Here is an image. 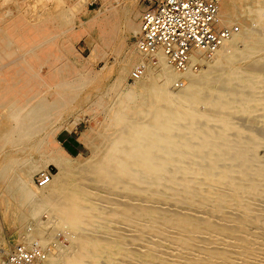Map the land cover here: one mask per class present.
<instances>
[{
    "label": "bare ground",
    "instance_id": "1",
    "mask_svg": "<svg viewBox=\"0 0 264 264\" xmlns=\"http://www.w3.org/2000/svg\"><path fill=\"white\" fill-rule=\"evenodd\" d=\"M101 1L94 13L98 21L93 18L94 25H81L78 32H71V15L60 28L62 11H49L34 22L23 16L3 20L0 11V191L9 226L24 232L26 222L44 207L52 227L34 220L33 234L40 240L46 231L67 224L74 236L67 247L49 254L48 262L55 264H264V127L258 131L253 124L241 133L244 126L233 118L238 112L245 121L264 119V77L243 62L259 49L252 44L262 40L255 26L264 25V0L219 1L222 22L235 18L241 30L211 56L196 51L194 58L202 64L198 73L178 72L158 53L157 62L144 64L139 78L130 71L134 84L139 79L135 86L125 85L124 76L112 80L114 98L106 104L101 139L87 141L90 158L70 161L55 143L33 158L66 101L93 80L64 57L76 36L93 33L97 48L113 42L121 25L138 31L139 17L130 3L120 6L119 21L115 4ZM241 46L247 47L245 53ZM142 58L131 44L126 60ZM258 59L264 61V55L254 56L252 64ZM178 77L181 86L170 89ZM39 84L52 96L32 101ZM49 157L57 174L43 187L31 185L33 171ZM81 167L101 184H114L111 188L137 198L123 206H114L113 196L107 201L111 205L95 204L101 194L65 188ZM119 221L124 226L112 228ZM131 230H145L137 240L128 236L144 240H139L142 248L123 244ZM5 249L0 244V254Z\"/></svg>",
    "mask_w": 264,
    "mask_h": 264
},
{
    "label": "rangeland",
    "instance_id": "2",
    "mask_svg": "<svg viewBox=\"0 0 264 264\" xmlns=\"http://www.w3.org/2000/svg\"><path fill=\"white\" fill-rule=\"evenodd\" d=\"M109 1L112 2L113 4H115V7L118 9L117 17H118V20L121 21L122 15H123V12H122L121 7H120L121 5H124L125 3H130L131 4V13L134 15L137 14L136 19H138L140 11L146 5L150 4L153 0H109ZM219 1L220 0H218V4H219ZM101 3H102L101 0H0V11L3 12V14H4L3 20H9V18H16V17L23 16L29 22H34L33 20H37V18H39V16H41L42 14L47 13L49 11H56V12L58 11L60 13L62 11L61 14L64 15L65 19L62 21L61 20L58 21L60 28H64L66 26L65 22H66L67 16L71 15L72 16L71 32H78L79 30H81V27H80L81 25L83 27H85V24H90V23L92 25H94L98 21L96 19V18H98V16H95L94 13L98 12L99 8L101 7ZM117 5H119V6H117ZM218 8H219V13H220V5H218ZM93 18H95V20H93ZM92 20L95 23H93ZM231 22L237 23L239 26V31L241 30V25L235 18ZM260 26L261 25H259V27H258V25L255 26L256 31H257V32L255 31V32L258 36H260L262 38V40L257 41V42L252 44L253 47L259 48V49L252 56L244 59L243 62L246 64L247 68L250 67L251 70H253V71H257L259 69L257 72H260V74L264 77V67H263L264 61H261V59L260 60L258 59L255 63L256 65H257V63L260 64V65L258 64L259 66L257 65L258 67L255 66V64H252V58H254V56L264 55V36H263L264 35V25H262L261 27ZM69 31H70V29H69ZM66 32H68V29ZM92 35H93V33H89V32L87 33L86 31H84L79 36H76L77 39L75 38V41L73 40V42H72V47H71V50L73 49L72 52L71 53L67 52L68 54L66 53V55L64 57H67V59L69 58L68 61L71 60L69 62H71V64H73V66H75L76 69L79 68V70L82 71L85 76H89L93 80L90 82V84H87V85L83 86L81 89H79L80 91L78 90L77 93H74V95H75V96H73L74 98L72 97V98L68 99V101H66V104L64 105L65 108L62 107L60 109V115H59L58 119H55L53 121L52 125H50V127L47 129L48 131H46V133L42 134V136L45 137V140L47 141V143L46 142L42 143L43 145H42L41 150H38L36 152V154L33 156V158L38 157L39 153L47 152L52 147V145L54 143L58 145L59 149H62L65 152L68 151L67 153L69 155L70 161H72V160L75 161L77 159L85 160V159L90 158L92 151H91V147H90L89 143H87V141L89 138H90V141H92V142H97L101 139V134L99 133V131H100L102 123H104L103 121H106V119L108 117V110H107L106 104L110 103L112 101V99L114 98L113 92H112L111 88H109L110 87L109 84H111L113 82L112 80H114V82H115V80H117L118 77L122 78L124 76L122 78V80L124 79L123 81H124L125 85H127V86L129 85L130 87H133L132 85L134 84V79H132L129 76L132 68L135 67V65L140 63V62H143L144 64H148V63L149 64H155L158 60L157 59L155 63H152L149 61H147L145 63L143 61L144 58H142V60L128 62V60H126V54H127L128 48L130 47L131 44L135 48L134 43H135V35L136 34L128 32L124 28L123 25L120 26V29L117 32V35L114 38L113 42H105V43L101 42L104 45H102L101 43L98 42L99 43L98 45H100L102 47V49L100 46H98L97 48L94 47L95 40L92 39ZM108 43H109V45H108ZM118 44L120 45V48H119ZM115 45L116 46L118 45L117 46L118 49ZM115 49H116V51L118 50L117 51V52H119L118 54L115 51ZM240 49H241L240 53H245V50L247 49V47L241 46ZM74 63H75V65H74ZM57 64L60 65V63H57ZM82 67H84V69ZM144 68H147V67L146 66L140 67V73L137 74L138 75L137 78H139L144 73ZM201 68H202V64L200 63V69L198 71H196V72H194L192 70L191 71L194 73H198L201 70ZM39 71H40V74L42 76L47 75L46 74L47 69L45 68V65H41L39 68ZM99 72L101 75L99 74ZM86 73H88V74H86ZM98 74L100 76H97ZM96 76L98 77V80L96 79L97 78ZM92 77H94V78L96 77V78L94 79ZM176 79H174L172 81V84H170V86H169L170 89H177L178 88V87L174 86V81ZM138 80H136L135 82L137 83ZM135 84H134V86H135ZM35 88L38 89V93H36V95L32 98V101H37L42 96H45L47 98H50L52 96L51 93H49L48 90H46L43 85H40V84L36 85ZM95 88H98V89L95 90ZM76 95H77V97H76ZM262 99L263 98H261V100ZM262 102H264V101H262ZM236 113L237 114L234 113V116L233 115L232 116H233L235 121L239 119L237 123L238 124L241 123V125L239 124L240 127L242 125L244 126V129L241 127L242 131H243L241 133H244V131L247 128L246 126L252 127L253 124H254L253 129H257L258 131H261L260 129L263 130L264 119L261 121H259V120L254 121L253 119H252L253 121H251V120L245 121V120H242L243 119L242 117H240L241 116L240 113H238V112H236ZM257 126H258V128H257ZM259 126H260V128H259ZM67 130H71L72 133H74L76 136H78V140L82 143V146L78 147V150H69V149H66V147H64L62 145L61 137H62V134ZM45 134L46 135L48 134V135L46 136ZM239 135H241V134H239ZM242 135H244V134H242ZM84 136H85V138H84ZM44 161H45L44 165L42 167H40L39 169H36V170L34 169L35 171H33L32 175H31L30 182H31V185H33L35 187H39V186H37L33 183V177L38 170L43 169L46 165L51 167V172L53 173L52 176L54 174H57V167L55 165L54 160L49 157V158H46ZM71 178H73V180H74L72 186L67 185V186H65V188H67V189L68 188H74V189H77L79 191H80V189H83V191L89 190V193L91 196L93 194V196L96 195L95 197H97L98 195L101 194L98 197L101 198L103 196V198H105V199H103V198L100 199L97 197L101 201L100 200L95 201L97 199V198H95V200H94L95 204L97 202L98 204L104 203L107 205H111L110 203H107V201H109L108 199H111V196H113L111 200H112L114 206H115V204L123 206V204H127L128 202L130 203L135 197L137 198L136 193L133 194L134 192L128 193L124 189H120V187L118 188V186L117 187L115 186V188H111L112 185L114 187V184H110L111 185L110 186L109 183L106 181L105 182L103 181L104 183L101 184L102 181H97L95 179V177L92 175V172H90V170L86 169V167L82 168V170L78 169L76 172L73 171L71 173ZM106 183H108V184L105 185ZM115 189L119 190V191H116ZM111 190H114L115 194H114V191H111ZM123 193H125L126 196ZM3 194H4V192L0 191V244L2 246H4L5 248H7V246L9 244H11V243H13L19 239V237L21 236L23 231H21V230L19 231V229L16 227L12 228L11 226H9V224L6 220L7 219L6 218V215H7L6 208L7 207L3 203V200H2ZM106 194H109V196ZM134 195H135V197H134ZM116 198H117V200H116ZM114 202H116V203H114ZM45 211L47 212L46 207H44L41 210L38 218H35V219L31 218L28 222H26L25 227L28 224L35 223L36 221H34V220H38V219L44 220L42 217V214L45 213ZM45 215H47V213H45ZM50 223H51V221L48 223V225H49L48 227L51 228L52 226L50 225ZM117 223H122V221L114 222L113 223L114 226H112V228H114ZM61 225L63 226L62 230L66 231L64 233H67V235H66L67 240L64 243L63 247H67L70 244V239L74 236V233L68 227V225L65 224L64 222H62ZM121 226H124V224ZM55 229L56 228H52V230L50 229V231H46V233L44 234L45 239L51 233H53L55 231ZM18 231L20 232V235H19ZM136 231L137 230L129 231L130 234L128 232V235L124 236L125 238L122 239L123 242H125L123 244L125 245L126 248L136 250L137 248L139 249V248L143 247V245H141L140 242L143 241V243H144V240H142L141 238H139V240H141V241H139V240L135 241V240H137V238L140 237L141 234H143V233L145 234V230L138 231V233L140 232L139 235ZM141 232H143V233H141ZM129 235L134 236V238L138 235V237L135 238V240L129 241L128 240ZM129 243H131V245ZM137 243L140 245H138ZM135 244L137 246H134ZM126 245H128V246H126ZM0 256H2L1 260H0V264H1V261H2L3 256H4V252L2 254H0ZM124 256L125 257H122L123 263H128V257L126 255H124ZM101 263H102L101 261L97 262V264H101Z\"/></svg>",
    "mask_w": 264,
    "mask_h": 264
},
{
    "label": "built area",
    "instance_id": "3",
    "mask_svg": "<svg viewBox=\"0 0 264 264\" xmlns=\"http://www.w3.org/2000/svg\"><path fill=\"white\" fill-rule=\"evenodd\" d=\"M218 5V0H153L146 5L140 11L135 35V48L143 54V61L155 63L160 53L178 72L198 71L196 51L211 56L239 30L235 22H222ZM143 66V62L136 64L133 76L137 77ZM181 84L178 77L174 86ZM51 175V167L46 165L36 172L33 183L42 186ZM42 217L48 223L51 221L45 213ZM64 232L56 228L42 241L33 234V224H28L19 239L7 246L1 264H55L48 262V256L63 247L67 240Z\"/></svg>",
    "mask_w": 264,
    "mask_h": 264
},
{
    "label": "crops",
    "instance_id": "4",
    "mask_svg": "<svg viewBox=\"0 0 264 264\" xmlns=\"http://www.w3.org/2000/svg\"><path fill=\"white\" fill-rule=\"evenodd\" d=\"M61 143L64 147H66V149L69 150H78V147L82 146V143L78 140V136L72 133L71 130H67L62 134Z\"/></svg>",
    "mask_w": 264,
    "mask_h": 264
}]
</instances>
